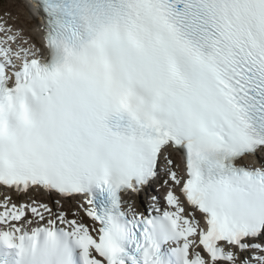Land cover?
I'll return each instance as SVG.
<instances>
[{
    "label": "snow or ice",
    "instance_id": "1",
    "mask_svg": "<svg viewBox=\"0 0 264 264\" xmlns=\"http://www.w3.org/2000/svg\"><path fill=\"white\" fill-rule=\"evenodd\" d=\"M29 11L46 52L0 23V186L91 223L6 195L0 264H264V0ZM162 175L164 205L126 199Z\"/></svg>",
    "mask_w": 264,
    "mask_h": 264
},
{
    "label": "bare ground",
    "instance_id": "2",
    "mask_svg": "<svg viewBox=\"0 0 264 264\" xmlns=\"http://www.w3.org/2000/svg\"><path fill=\"white\" fill-rule=\"evenodd\" d=\"M22 15L24 16L22 18H24V20L26 21V22L24 21L25 24H20L19 22H14L13 20L10 21V25L13 28L15 27L14 31H16L17 33H18V31L19 32L22 31V35H24V37L22 38V44H20L19 47L29 48L31 45L34 44L38 48H40L41 52H44L45 48H44L43 43H42V41L40 39V35L42 34V31H41L42 26H41V24L37 20H34V18H32V14L30 13L29 9L26 8V7L22 8ZM16 23L18 24V26L16 25ZM24 33H26V34H24ZM25 40L27 41V43H25ZM11 47L13 49H17L18 48L15 45H12ZM17 63H19V61H17ZM171 158L173 160L177 159L176 157H173L172 155H171ZM177 165H179V163ZM6 195L10 196L12 201L14 203H16L17 205L22 204V203L23 204H31L33 200H35L37 203H44L43 200L47 199L46 198L47 195L44 192H42V191H32L29 194H24V193H19L18 194V193L14 192V191H7L5 189L0 188V201H2ZM20 198H31V199H25L24 201L23 200L19 201ZM47 200H49V199H47ZM76 201H78V200H76ZM130 201L133 204L136 203V201H133V200H130ZM47 202H49V201H47ZM72 202H73L72 200L62 201V203H64V204L72 203ZM78 203L80 205L81 202L78 201ZM47 205L50 207V205L48 203H47ZM135 206L136 207H141L139 204H136ZM67 210H68V208H67ZM77 213L85 219L84 212H83V210L80 207H79V210L77 211ZM30 215L31 214H29V216ZM71 216L72 215L69 214L70 218H71ZM86 223H90V221H88Z\"/></svg>",
    "mask_w": 264,
    "mask_h": 264
},
{
    "label": "rangeland",
    "instance_id": "3",
    "mask_svg": "<svg viewBox=\"0 0 264 264\" xmlns=\"http://www.w3.org/2000/svg\"><path fill=\"white\" fill-rule=\"evenodd\" d=\"M25 7L26 6L24 5V3L21 0H0V20L5 19V20L9 21V24H10L11 20H13L14 22H19L20 24H25L26 21L24 20V18H22V17H24L22 15V8H25ZM16 25L18 26L17 23H16ZM18 33H19V31H18ZM21 33H22V31H21ZM24 34H26V33H24ZM174 161L176 164H178L177 159H175ZM25 199H31V198H20L19 201H22V200L24 201ZM43 201L46 203L47 201H51V200L44 199ZM53 201H54V198H53ZM47 203L49 205H51V207H52V204H50L49 202H47ZM143 203H144V200H143ZM59 204L60 203H58V205ZM77 204H78V202H74V207L72 208V204L67 203V204L63 205L64 206L63 209H61V208L60 209H61V211H65V209L67 210V208L68 209L72 208V211L77 212L79 210V207L77 206Z\"/></svg>",
    "mask_w": 264,
    "mask_h": 264
}]
</instances>
